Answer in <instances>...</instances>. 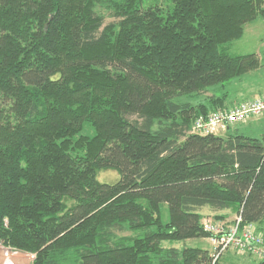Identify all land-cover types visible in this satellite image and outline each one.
Here are the masks:
<instances>
[{"label": "trees", "instance_id": "16d2710c", "mask_svg": "<svg viewBox=\"0 0 264 264\" xmlns=\"http://www.w3.org/2000/svg\"><path fill=\"white\" fill-rule=\"evenodd\" d=\"M257 21L264 0H0V244L32 264H264L188 247L206 223L262 232L264 118L195 132L250 100L226 85L260 59L228 47Z\"/></svg>", "mask_w": 264, "mask_h": 264}, {"label": "built area", "instance_id": "2783aa9c", "mask_svg": "<svg viewBox=\"0 0 264 264\" xmlns=\"http://www.w3.org/2000/svg\"><path fill=\"white\" fill-rule=\"evenodd\" d=\"M237 108L221 110L212 113L208 118H202L197 122L195 132L208 135L220 134L222 130L236 123H245L250 120L264 118V96L254 100L243 101ZM205 230L213 235L211 243L215 247V258L227 250L240 255H253L259 260H264V233H258L253 225L243 226L240 218L236 219V225L229 228L222 225L206 223Z\"/></svg>", "mask_w": 264, "mask_h": 264}, {"label": "crops", "instance_id": "0c3cea01", "mask_svg": "<svg viewBox=\"0 0 264 264\" xmlns=\"http://www.w3.org/2000/svg\"><path fill=\"white\" fill-rule=\"evenodd\" d=\"M257 21L256 24H251L247 27L246 32L240 41L233 42L229 44V50L238 56H245V55H252L256 54L257 57L263 62L264 64V32L261 33L256 31L255 29L259 30L264 28V25L261 22ZM263 25V26H262ZM244 42V43H240ZM237 43H240L239 46H236ZM263 66V65H262ZM261 68V67H260ZM260 68L253 71V73L244 76L242 80H236L235 83L231 85L236 86V90L234 91L235 94H238V98H231L230 102L235 100L243 101L244 99L253 100L254 98H258L264 95V79L261 78ZM264 71V68L261 70ZM228 214V213H227ZM231 257V256H227ZM230 262H236L232 258L228 259ZM242 264L249 263L247 260H238ZM253 262V261H252ZM250 264H254V263Z\"/></svg>", "mask_w": 264, "mask_h": 264}, {"label": "rangeland", "instance_id": "374dc122", "mask_svg": "<svg viewBox=\"0 0 264 264\" xmlns=\"http://www.w3.org/2000/svg\"><path fill=\"white\" fill-rule=\"evenodd\" d=\"M113 20L111 19H108L107 18V21H106V24H110L112 23ZM256 31H259L261 33L264 32V28H261L259 30L255 29ZM240 43H244V42H240ZM240 43H237L236 46H239ZM260 64H261V68H260V76L261 78L264 79V71H261L263 68H264V64L263 62L261 61V58H260ZM263 65V66H262ZM257 72V71H255ZM236 90V86L234 87V85H229L227 84L226 85V90L225 91H228L229 92V95H230V99L234 97L235 98H238V94H235V91ZM208 95H211V94H208ZM236 103H240L241 101L240 100H235ZM247 126V125H245ZM252 134H254L252 132ZM120 178L119 174L116 173V172H113V171H106V172H100L99 175H98V180L99 182H102V183H110V184H115L118 182V179ZM235 218V217H234ZM233 218V219H234ZM233 219L229 220V221H232ZM262 232L264 233V224L262 225ZM131 233H122L121 236H130ZM210 244L211 242H207L206 240H196V241H191L188 243V247H198V248H205V249H211L210 247ZM36 258L35 255H32V254H24V253H21V252H15L13 249L11 248H8V247H4L2 244H0V264H32L34 259Z\"/></svg>", "mask_w": 264, "mask_h": 264}]
</instances>
